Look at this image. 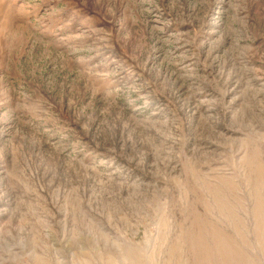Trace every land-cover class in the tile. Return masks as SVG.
<instances>
[{"label": "rangeland", "instance_id": "374dc122", "mask_svg": "<svg viewBox=\"0 0 264 264\" xmlns=\"http://www.w3.org/2000/svg\"><path fill=\"white\" fill-rule=\"evenodd\" d=\"M0 264H264V0H0Z\"/></svg>", "mask_w": 264, "mask_h": 264}]
</instances>
